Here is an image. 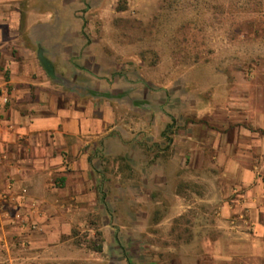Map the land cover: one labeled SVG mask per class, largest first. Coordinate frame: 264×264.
<instances>
[{"label":"crops","instance_id":"1","mask_svg":"<svg viewBox=\"0 0 264 264\" xmlns=\"http://www.w3.org/2000/svg\"><path fill=\"white\" fill-rule=\"evenodd\" d=\"M109 1L0 0V264H264V103L165 134Z\"/></svg>","mask_w":264,"mask_h":264},{"label":"rangeland","instance_id":"2","mask_svg":"<svg viewBox=\"0 0 264 264\" xmlns=\"http://www.w3.org/2000/svg\"><path fill=\"white\" fill-rule=\"evenodd\" d=\"M113 2L119 7L129 4L131 10L129 17L116 18L120 25L108 34L130 41L131 58L118 62H124L126 72L118 77L120 84L140 82L147 86L149 100L165 101L163 107L172 117L165 134L181 129L183 122L202 133L211 121L219 130V120L229 116L250 125L251 100L258 95L259 104L264 103V0ZM140 12H148L147 22L139 20ZM139 53L142 59L134 60ZM191 190L202 194L197 184ZM141 253L136 249L130 264H142Z\"/></svg>","mask_w":264,"mask_h":264},{"label":"trees","instance_id":"3","mask_svg":"<svg viewBox=\"0 0 264 264\" xmlns=\"http://www.w3.org/2000/svg\"><path fill=\"white\" fill-rule=\"evenodd\" d=\"M118 9H119V10H122V9H124V7H119V6H118Z\"/></svg>","mask_w":264,"mask_h":264},{"label":"water","instance_id":"4","mask_svg":"<svg viewBox=\"0 0 264 264\" xmlns=\"http://www.w3.org/2000/svg\"><path fill=\"white\" fill-rule=\"evenodd\" d=\"M43 65L46 67L45 63L42 61Z\"/></svg>","mask_w":264,"mask_h":264}]
</instances>
